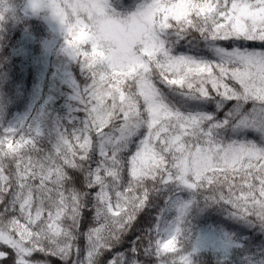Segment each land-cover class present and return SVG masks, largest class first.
Listing matches in <instances>:
<instances>
[{"label": "snow or ice", "instance_id": "6c2138e0", "mask_svg": "<svg viewBox=\"0 0 264 264\" xmlns=\"http://www.w3.org/2000/svg\"><path fill=\"white\" fill-rule=\"evenodd\" d=\"M155 6L144 0L140 7ZM159 6L175 11L161 23L154 51L120 72L72 26L66 0H52L69 48L91 73L85 120L52 153L15 129L0 138V264H100L169 184L208 188L249 215L264 212V0ZM185 135L206 137L210 154L200 156L198 168L222 153L225 184L216 176L190 178L179 166L175 152ZM161 248L175 252L176 239ZM139 251L134 243L131 257L117 253L109 264H140Z\"/></svg>", "mask_w": 264, "mask_h": 264}, {"label": "trees", "instance_id": "16d2710c", "mask_svg": "<svg viewBox=\"0 0 264 264\" xmlns=\"http://www.w3.org/2000/svg\"><path fill=\"white\" fill-rule=\"evenodd\" d=\"M24 1L0 0V138L5 136L6 127L16 112L31 109L36 104L37 94L47 78L45 70L49 64V42L59 39L42 14L26 15ZM141 1L111 0L108 12L124 20ZM57 74L53 91L49 89L50 97L44 107L42 129L33 137L39 149L47 153L55 150L62 136L70 135L84 123L83 94L92 79L90 70L80 59L59 61ZM177 102L180 103L179 98ZM181 107L184 111L188 110L183 104ZM247 136L249 139L256 138L252 132ZM205 139L204 136L198 139H193L191 135L184 136L183 147L175 152L176 162L181 168L185 160H190L196 150L205 145ZM134 149L135 145L126 155H131ZM168 159L171 164L172 157ZM226 167L205 168L199 178L203 181L206 177L216 176L218 185L225 184L223 173L219 170ZM187 174L190 178L195 175L192 167H189ZM179 193L182 197L190 198L191 202L180 210L176 218L182 227L177 248L171 253L160 252L154 243V226L170 199ZM81 228L85 230L86 225L82 224ZM211 228L224 232L239 244L230 245L225 251L198 246L196 241L201 230ZM134 243L139 246L137 258L140 264H264V212L257 210L249 215L229 198L208 188L169 184L153 193L148 206L139 213L133 230L111 251L101 256L100 264H109L117 253L131 257L130 249ZM78 244L83 258V250L87 247L83 236ZM52 264H63V261L52 258ZM127 264H132V260L129 259Z\"/></svg>", "mask_w": 264, "mask_h": 264}, {"label": "rangeland", "instance_id": "374dc122", "mask_svg": "<svg viewBox=\"0 0 264 264\" xmlns=\"http://www.w3.org/2000/svg\"><path fill=\"white\" fill-rule=\"evenodd\" d=\"M69 5L67 16L73 27L78 28L82 37L90 38L101 53L104 62H110L120 72H127L135 67L140 59L154 51L153 45L160 30V25L165 16L175 9L167 6L160 7V0H156L155 7L143 8L144 0L139 4L136 11L128 18L120 20L112 16L108 9L110 0H66ZM24 11L28 16L42 14L52 31L58 35V40L51 39L48 45L50 54V65L48 66L45 85L39 92L37 102L33 108L17 112L6 130L15 129L17 135L31 137L42 129L43 111L53 91L54 82L58 78L57 63L64 60H77V56L69 48L67 40L68 33L64 22L58 17L52 7V0H26ZM66 32L63 34V32ZM43 81V80H42ZM42 84V83H41ZM205 145L200 146L190 160L183 162V170L188 173L189 167L194 170V176H200L205 168H198L196 161L201 155H209ZM212 163L208 167L227 166L222 153L216 151L211 153ZM190 200L177 194L173 197L165 209L159 215L154 226L155 245L158 251L163 252L161 244L167 239L174 238L176 241L182 232L177 218L181 209L188 206ZM196 243L198 246L214 247L225 251L228 246L238 242L228 238L224 232L215 229L201 230Z\"/></svg>", "mask_w": 264, "mask_h": 264}]
</instances>
